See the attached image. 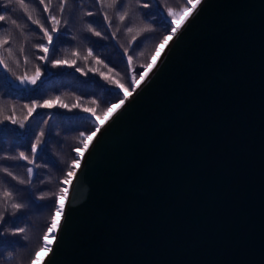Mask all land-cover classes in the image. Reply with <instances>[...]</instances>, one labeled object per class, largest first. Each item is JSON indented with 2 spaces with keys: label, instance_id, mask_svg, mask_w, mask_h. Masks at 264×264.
I'll return each mask as SVG.
<instances>
[{
  "label": "water",
  "instance_id": "water-1",
  "mask_svg": "<svg viewBox=\"0 0 264 264\" xmlns=\"http://www.w3.org/2000/svg\"><path fill=\"white\" fill-rule=\"evenodd\" d=\"M85 149L41 264H264V0H202Z\"/></svg>",
  "mask_w": 264,
  "mask_h": 264
},
{
  "label": "trees",
  "instance_id": "trees-1",
  "mask_svg": "<svg viewBox=\"0 0 264 264\" xmlns=\"http://www.w3.org/2000/svg\"><path fill=\"white\" fill-rule=\"evenodd\" d=\"M69 1L73 3V6L69 7L71 16L63 18L61 22L75 29L79 40L74 45L76 53H80L91 61L92 59L105 61L107 65H115V67L106 66L107 73L104 78L108 84L102 81L104 80L102 77L100 78L102 73L95 76L97 83L93 80L85 82L77 79L68 69L61 70L60 74H52L53 71H51L47 77L40 80L38 85H27L21 83V80L15 82L11 76L12 80L8 82L0 79V213L4 216L3 222H0V264H31L38 252L44 248L45 241L42 238L53 222L54 203L61 195V189L64 192L69 174L74 170L73 161L76 160V153L82 149L88 138L87 125L82 126L80 123L84 121V124H88L89 121L94 120L95 116L101 114L102 110L99 111L98 107L105 110L109 104L117 101L114 96L121 92L109 87L112 83L117 85L119 80L117 77L109 76L108 72L117 71L119 74L129 72L127 56L134 57L138 51V47L135 44L131 46L130 43L132 36L136 34H129L127 28L137 25L142 28L146 23V15L156 17L159 13L162 14L155 6H152L153 9L144 8L143 4L150 5L146 0H120V4L115 7V12L118 14L115 16H111L105 6L86 7L82 5L84 0H68L67 2ZM123 3H127V6L123 7ZM11 6L12 19H15L17 23L23 22L27 14H24L19 5L13 3ZM86 8L94 15L85 14ZM126 8L133 12L129 13L128 19L117 25L119 13ZM28 10L33 14L32 11L35 9ZM105 12L111 20V28L104 21ZM152 22L156 23V20ZM4 23L7 26L5 28L11 26L8 20ZM89 25L102 35L97 37L89 32ZM7 35L11 39V33L8 32ZM85 36H88L89 40L82 45V42H85ZM152 47V51L146 49L147 54L155 51L156 45ZM89 49H91V55L88 54ZM125 49L128 50L127 55H125ZM53 54L54 51L51 50L47 56L48 63L54 61L50 58ZM146 62L139 63L145 65ZM75 68L83 70L81 65H76ZM85 69L88 72V66ZM40 70H42L41 67ZM89 73L93 74L94 71L91 70ZM129 74L131 75L132 72ZM104 83L106 87L101 86V84L105 85ZM78 89L90 93L86 96L92 98L93 104L97 106L100 104L96 110L92 111L95 115L84 110H91L93 105L88 97H82L79 93L76 97L67 98ZM101 91L104 96L102 100L97 96ZM57 97L59 101L56 100ZM45 100L53 101V106L51 108L37 106L29 113V107L37 102L42 104ZM60 103L68 107L62 108ZM77 104L79 107H73ZM9 117L11 119H8ZM41 132L44 133L43 136ZM81 133L85 135L82 136ZM38 139L40 143L37 145V152L32 153L31 146L36 144ZM22 152L28 159L20 157ZM29 160L32 163H29ZM29 168L33 170L31 174L28 172ZM6 192L11 195L5 196ZM14 203L21 204L23 207L15 209L12 207ZM19 228L25 231L18 233Z\"/></svg>",
  "mask_w": 264,
  "mask_h": 264
},
{
  "label": "rangeland",
  "instance_id": "rangeland-1",
  "mask_svg": "<svg viewBox=\"0 0 264 264\" xmlns=\"http://www.w3.org/2000/svg\"><path fill=\"white\" fill-rule=\"evenodd\" d=\"M146 1L150 3V6L148 7L149 9H153L154 7L152 6H155V8H159L162 14L159 13L160 15V16L158 15L159 17L158 16L154 17L151 15L147 16L145 12L146 15L145 25H148L150 30L140 32L138 37H136L135 42H132L131 39L130 41L131 46L135 44L136 47H138V51L137 53L134 54L133 57L134 59L132 64L130 66L128 65L129 72H124L123 74H119L117 71H115L114 73L108 72L109 76L114 78L117 77V79L119 80L118 83L120 85H123V88H118L117 85H114L112 83V85H110L109 88L116 89L117 91L121 92V95L129 96L133 92L129 87L133 73L137 75V84L139 85L141 82L139 78V74L144 72L148 74L149 71L153 68V67H142V65L139 62L147 61L146 64L143 66L155 65L157 61L165 53L166 49L169 48L170 44H172V41L175 39L176 36L169 35L168 31L166 30L167 19L168 20L171 19V17H168L167 15V10L171 9L179 14L181 11H183L185 7H189V8L191 7V5L187 4L186 0H146ZM5 3L6 0H0V15H4L6 17L5 21L8 20L10 23L12 21V17L10 13L12 12L13 9L12 6L9 8H5L4 7ZM26 3H28L29 8L35 9L34 11H32L33 14H31L32 19L39 20L40 24H43L44 27L49 30V33L53 36V40L51 43H49L47 38L44 36V33L40 30L39 26L33 24L32 21L29 20L27 17H25V20L23 22L20 21L18 23L20 26L19 28H17L12 23L10 27L5 28L7 27L5 26L4 23L5 21H0V39L8 40L7 44H0V59L3 60V63H0L1 80H3L4 82H8L12 80L10 76L14 79L15 82L20 81L22 78L25 77L27 79H31L32 77L35 76L37 69H39L40 75L35 84L38 85L39 82H41L40 80L47 77L51 71H53L52 74L53 73L60 74L61 70L68 69L77 79H81L85 82L93 80L94 82L97 83L98 80L97 78H95V76H98L97 74L102 73L100 74V78L102 77L104 79L102 81L107 83L106 79L104 78L107 73L106 66H111L112 68H114L115 65H107L105 61H99L95 59H92L91 61L90 59H87L85 56L81 55L80 53L77 54L74 45H76L79 40L75 32V29L71 28V25L70 26L64 25L63 24L64 22H61L63 18H69L71 16V9H69V7L71 5L73 6V3H71L70 1L67 2V4L64 6L65 10H63V12H61V3L58 0H45V4L48 7V11H44V5L40 4L39 0H26ZM82 5L86 7H91V6L101 7L98 0H84ZM124 6H127V3H123V7ZM105 7L107 6L105 5ZM107 10L109 11L111 16L118 15L115 12V8L110 9L107 7ZM130 12L133 11H129V13ZM193 12L194 11L184 13V16L181 17V20L178 22L180 26L189 18V16H191ZM87 13L88 10L86 8L85 14ZM7 14L9 15V17ZM50 16H55L57 20L60 21V23L56 25L58 29V31L56 32L52 31L53 22L49 19ZM117 19L118 22L116 21V23L117 25H119L121 21L119 20L118 17ZM154 20H156V23L152 22ZM1 28H5V29H1ZM135 28L137 31H139L143 27L141 28L140 25H137L135 26ZM8 32L11 33V39L7 35ZM133 34H136V32L134 31ZM165 36H167L168 39L165 43L161 44L160 42L163 40ZM81 38L83 41V36ZM84 40L85 42H82V45L88 42L89 37L85 36ZM157 44L160 45L158 51L156 50L155 47L154 52H150L149 54L146 53V49L150 50L152 46L154 47ZM40 45L47 47L48 51L46 53L41 51ZM51 50L54 51V54L50 56V58L54 60L53 62L48 63L47 59L46 60L41 59V57L47 58ZM17 53L18 56H16ZM141 53H143V55H141ZM56 62H60V63H56ZM69 64H72V66H69ZM5 65H7V67H5ZM76 65L83 66V70L79 69V71H77V68H75ZM86 66H88V72L85 69ZM40 67L42 70H40ZM91 70L94 71L93 74L89 73ZM130 72H132L131 75L129 74ZM108 81H110L109 78ZM25 83L27 85L30 84L27 83V80H25ZM101 86L106 87L107 85L101 84ZM125 89H128V91H125ZM79 93L82 94V97H88L89 102L93 104L92 98L86 96L89 95L90 93L84 91L82 92L79 89L77 90V92H74L73 94L69 95L67 98L76 97L77 94ZM97 96L101 100L104 98V96H102V91L98 92ZM114 99H117L116 94L114 96ZM98 106H100V104ZM98 106L96 104H93L89 112L93 113L92 112L93 109L96 110L97 109L96 107ZM98 110L99 111L102 110V112L101 114L95 116L94 120L89 121V123L87 122L88 124H84L83 121L80 123V125L82 126L87 125V129L91 131L96 125H100V126L103 125L108 120V118L111 117L113 114V113L105 114V110L100 109L99 107ZM48 120L49 119H47V121ZM93 121L95 123H93ZM93 137L94 136L88 137L84 145L88 146L91 140L93 139ZM84 145L82 149L78 150L76 153V159H77V155H79V161L82 159L85 153L86 148L84 147ZM78 165L79 162L75 163L74 170L69 174V180L66 182L64 192L62 193L63 198H60L59 196V198L57 199L59 204H63L65 206L66 198L69 191V185L73 179V176L75 174ZM54 216L56 218V222H59L61 218V214L55 212ZM49 233L50 232L47 233V240H46L48 246H50L53 241V238L48 236ZM47 248L44 247L40 252H38L33 263L38 259L43 258L42 254H44V250L46 251Z\"/></svg>",
  "mask_w": 264,
  "mask_h": 264
},
{
  "label": "snow or ice",
  "instance_id": "snow-or-ice-1",
  "mask_svg": "<svg viewBox=\"0 0 264 264\" xmlns=\"http://www.w3.org/2000/svg\"><path fill=\"white\" fill-rule=\"evenodd\" d=\"M60 2H61V12H63L64 6L67 4V0H60ZM98 2L100 3L101 7H104L106 5L110 9H113L118 4H120V0H98ZM186 2H187V4L191 5V7L190 8L189 7H185L183 9V11H181L179 14L177 12L171 10V9L167 10L168 17H171V19L170 20L167 19V22H166V25H167L166 30L168 31L169 35L176 36V34L181 31L180 24L178 23L181 20V17H183L184 13H186V12L195 11L197 5H199L202 2V0H186ZM13 3H15L16 5H19V7L27 14V18L29 20H31L33 24L39 26L40 30L44 33V36L47 38L48 42L51 43L52 40H53V36L49 33V30L47 28H45L43 24H40L39 20L32 19L31 13L28 10L29 6H28V3H26V0H6V3L4 4V7L5 8H9V7H11V5ZM39 3L44 5V11H48V7L45 4V0H39ZM142 6L144 8H148L150 5L145 3ZM87 15L88 16H92V15H94V13L88 12ZM129 15H130L129 11L126 9L123 12L119 13V17L118 18H119V20L121 22H124L126 19L129 18ZM103 18H104V21H106L108 23V27L111 28L112 23H111V20L109 19V16H108L107 12L104 13V17ZM5 19H6V17L4 15H0V21H5ZM49 19L53 22L52 31L53 32L58 31L56 25H58L60 23V21L57 20V18L55 16H50ZM11 23L13 25H15L17 28L20 27L15 19H12ZM149 30H150V28H149L148 25H145L139 31L136 30L135 26L127 28L128 33H133L135 31L136 35H139L140 32L149 31ZM88 31L93 33L97 37H100L102 35L101 32L97 31L91 25L88 26ZM136 35L132 36V42H135ZM113 36H115V33H113ZM167 39H168V37L165 36L160 43L161 44L165 43L167 41ZM7 43H8L7 39H0V44H7ZM159 47H160V45L157 44L156 45V50L157 51L159 50ZM40 48H41V51H43L45 53L48 51V48L43 46V45H40ZM127 51L128 50L125 49V55H127ZM88 54L89 55L92 54L91 49H89ZM141 55H143V53H141ZM41 59L46 60L47 58L46 57H41ZM132 62H133V57L130 56V55L127 56V64L130 66L132 64ZM0 63H3L2 59H0ZM56 63H60V62H56ZM69 66H72V64H69ZM5 67H7V65H5ZM142 67H155V65H148V66H143L142 65ZM77 71H79V69H77ZM146 74H147L146 72L139 74V78H140L141 81L144 80ZM39 75H40V71H39V69H37L36 74H35L34 77H32L31 79H27L26 77L22 78L21 79V83H25V80H27V83L35 85L36 82H37V79L39 78ZM117 87L118 88H123V85H120L119 83H117ZM129 87H130L131 91H135L136 88L139 87V85L137 84V75L135 73H133V75L131 77ZM125 91H128V89H125ZM116 96H117V102L112 103L108 107H106L105 108V114L115 113L128 100V96H126V95H121L120 93H116ZM56 100L59 101V97H57ZM37 106L51 108L53 106V101L45 100L42 104H39V102H37L36 104H33L31 107H29V113H31ZM60 107L67 108L68 105L60 103ZM73 107H79V105L78 104L77 105H73ZM84 110L85 111H90L89 109H84ZM93 115H95V113H93ZM8 119H11V118L9 117ZM12 122L15 123V121H12ZM93 123H95V122L93 121ZM20 127H23V125H20ZM100 128H101L100 125H96L90 132L86 130L87 136L88 137L95 136L96 133L100 131ZM43 135H44V133L41 132V136H43ZM81 135L83 136V135H85V133H81ZM39 143H40V141L38 139L36 144H33L31 146V152L32 153H36L37 152V145ZM84 147L87 148V145H84ZM20 157L23 158V159H28V157L25 156V154L23 152L20 153ZM77 162H79V155H77V159L73 161V164H75ZM29 163H32V161L29 160ZM32 171L33 170L31 168L28 169L29 174H31ZM8 175H12V174L8 173ZM13 178L15 179V177H13ZM20 183H24V182L20 181ZM62 193H63V189H61L60 198H63ZM4 195L5 196H10L11 193L6 192V193H4ZM40 199H43V197H40ZM12 207L15 208V209H20L23 206L21 204H15L14 203L12 205ZM54 207H55V212L56 213H59V214L63 215V213H64V205L63 204H59L58 201H57V202L54 203ZM3 220H4L3 213H0V222H3ZM55 227H56V218H55V216H53V223L51 224V226H49L47 232H52V230ZM17 231H18V233H23L25 230L23 228H19ZM47 232L44 234V236L42 238L45 241L43 246L44 247H48L49 250L51 251L50 246H48L47 243H46ZM13 234L15 235L16 233H13Z\"/></svg>",
  "mask_w": 264,
  "mask_h": 264
},
{
  "label": "bare ground",
  "instance_id": "bare-ground-1",
  "mask_svg": "<svg viewBox=\"0 0 264 264\" xmlns=\"http://www.w3.org/2000/svg\"><path fill=\"white\" fill-rule=\"evenodd\" d=\"M189 17H190V16H189ZM187 20H188V19H187ZM187 20H186V21H187ZM186 21H185V22H186ZM185 22H184L180 27H182V26L185 24ZM177 34H178V33H177ZM177 34H176V36H177ZM173 41H174V40H173ZM173 41H172V42H173ZM170 45H171V44H170ZM166 51H167V49H166ZM166 51H165V52H166ZM163 55H164V54H163ZM157 63H158V62H157ZM149 74H150V73H149ZM112 115H113V114H112ZM109 118H110V117H109ZM109 118H108V119H109ZM58 226H59V222H56V227H55V228L52 230V232H50L48 235H53L54 233H56L57 230H58ZM45 248H47V247H45ZM47 250H48V248H47ZM47 250H46V251L44 250V254H42V257H43V258H44V256L46 255ZM43 258H42V259H41V258L38 259V260L35 261L33 264H41V262L43 261Z\"/></svg>",
  "mask_w": 264,
  "mask_h": 264
}]
</instances>
